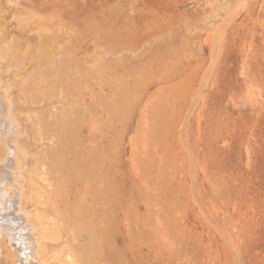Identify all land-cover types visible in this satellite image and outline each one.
<instances>
[{"label":"rangeland","instance_id":"rangeland-1","mask_svg":"<svg viewBox=\"0 0 264 264\" xmlns=\"http://www.w3.org/2000/svg\"><path fill=\"white\" fill-rule=\"evenodd\" d=\"M0 78L26 192L101 139V264H264V0H0Z\"/></svg>","mask_w":264,"mask_h":264},{"label":"bare ground","instance_id":"bare-ground-1","mask_svg":"<svg viewBox=\"0 0 264 264\" xmlns=\"http://www.w3.org/2000/svg\"><path fill=\"white\" fill-rule=\"evenodd\" d=\"M2 81L0 78L1 256L12 264H51V257L43 244L44 237L47 240L51 238L50 219L45 222V211L40 213V209L35 207L37 200L46 196L43 202L50 203L51 206L46 205L55 212L52 216L59 215V222L62 220L65 223L63 227L68 233L63 237L64 242L73 244L78 240L77 248L84 253L83 259L87 257L86 263L101 264V139H93L96 145L92 149L82 139L63 141L67 153L57 156L59 175L57 188L54 187L56 190L52 194L42 192L31 183L29 192H26L23 160L28 153L22 147L20 125L13 114L11 100L7 98L8 87L5 90ZM57 149L61 151L60 147ZM65 174L73 178V185L65 184ZM28 205L34 208L29 209ZM72 227L73 231L70 230Z\"/></svg>","mask_w":264,"mask_h":264}]
</instances>
